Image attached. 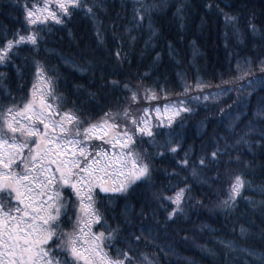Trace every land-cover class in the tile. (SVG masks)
Returning <instances> with one entry per match:
<instances>
[{
  "label": "trees",
  "instance_id": "trees-1",
  "mask_svg": "<svg viewBox=\"0 0 264 264\" xmlns=\"http://www.w3.org/2000/svg\"><path fill=\"white\" fill-rule=\"evenodd\" d=\"M133 2L102 0L95 19L79 13L64 27L51 22L49 26L39 25L38 53L31 45H21L14 57L15 66H0V72L7 76L3 86L17 102L31 99L33 84L39 82L35 76V62L39 61L49 73L58 75L57 94L66 97L65 109L75 108L82 120L92 123L125 103L131 95L125 84L141 97L145 90H151L162 99L171 88L182 85L184 75L186 85L191 87L188 93L195 96L201 90L205 94L199 96L210 99L197 101L188 98L186 92L192 111L176 119L171 129H157L171 132V137L158 136L157 142L169 138L177 141V154L159 157L152 145L137 146L152 164L151 182L112 203L101 201L105 226L120 225L116 246L129 248L134 259L146 255L153 264H248L244 254L226 248L224 242H231L236 249L246 247L264 253V193L259 195L250 186L255 182L253 174H264L258 169L252 174V162L264 167V115H257L264 99V73L260 71L264 61V0H148L155 5L151 29L147 19L142 27L131 23ZM225 14L236 20L226 22ZM249 21L256 25L255 33L250 31ZM196 23L195 33L201 34V43L186 40L192 33L184 31L185 27ZM22 26L23 12L17 0H0V41L5 35L11 39ZM210 30L216 34L213 44L205 36ZM76 66L82 70H76ZM249 71L251 76L247 75ZM69 74H76L80 80L72 83ZM111 81H118L119 87H113ZM198 82L203 85L200 89ZM133 107L139 109L138 105ZM241 137L247 143H238ZM217 147L218 159L201 168L200 157L206 155L211 160ZM185 153L189 167L180 168L176 161ZM234 174L242 175L245 187L235 205L225 210L220 205L229 197ZM185 187L189 191L183 211L169 220L168 213L175 205L157 197L174 196ZM65 193L73 200L70 189ZM69 215H75L73 208ZM72 220L65 217V226ZM241 228L245 229L243 237ZM101 230L100 225L93 226V231ZM137 235L141 237L139 242Z\"/></svg>",
  "mask_w": 264,
  "mask_h": 264
},
{
  "label": "snow or ice",
  "instance_id": "snow-or-ice-1",
  "mask_svg": "<svg viewBox=\"0 0 264 264\" xmlns=\"http://www.w3.org/2000/svg\"><path fill=\"white\" fill-rule=\"evenodd\" d=\"M101 6L102 0H23L22 4L17 0L24 26L11 39L5 35L0 41V66H15L14 57L21 45H31L38 53L42 30L39 25L49 26L51 22L64 27L79 13L95 19L96 9ZM131 7V23L142 27L147 19L151 29L155 5L148 0H134ZM207 7L211 9L213 5L209 3ZM225 20L233 22L236 17L225 14ZM249 29L253 33L257 31L251 21ZM116 55L120 59L119 51ZM76 70L82 69L76 66ZM260 71L264 73V61ZM17 74H21L18 66ZM247 75L252 73L249 71ZM35 76L41 86L38 88L34 83L32 98L17 102L3 86L6 73L0 72V264H153L146 255L134 259L129 248L116 246L120 242L121 227L119 224L105 226L107 221L100 204L127 197L136 187L151 182L152 164L137 146L148 143L155 147L159 157L177 154V141L169 138L163 143L157 142L158 136L171 137V132L162 133L157 129H171L175 118L191 112V107L185 100L165 104L163 110L157 106L156 122H153L151 108L140 109L143 114H137L133 105L140 103L139 93L125 84V90L131 93L125 103L115 111L105 112L99 121L89 123L81 119L75 108L65 109L66 97L57 94L59 77L54 71L49 73L36 61ZM252 83L250 80L249 87ZM111 84L119 87L118 81ZM202 87L198 82L197 88ZM188 91L191 88L186 85L185 92ZM201 98L210 99L209 96L193 97L197 101ZM144 99L152 101L159 97L145 90ZM260 104L257 115H264V99ZM238 143H247V140L241 137ZM219 155L217 147L211 153V160L206 155L200 157L201 168L214 163ZM176 162L180 168L189 167L188 153ZM196 171L194 168L193 175ZM244 187L242 175L234 174L229 197L220 206L225 210L233 207ZM65 189L71 190L75 201L66 196ZM188 191L185 187L174 196L157 197L175 205L168 213L169 220L183 211ZM70 208L75 210V220L68 231L64 218L72 219ZM94 225H100L103 230L93 231ZM244 235L245 229L241 228V236ZM140 239L137 235L136 241ZM224 246L244 254L248 264L257 261L264 264V253L258 254L246 247L236 249L231 242H224Z\"/></svg>",
  "mask_w": 264,
  "mask_h": 264
},
{
  "label": "bare ground",
  "instance_id": "bare-ground-1",
  "mask_svg": "<svg viewBox=\"0 0 264 264\" xmlns=\"http://www.w3.org/2000/svg\"><path fill=\"white\" fill-rule=\"evenodd\" d=\"M264 9V8H263ZM263 14V16H264V12L262 13ZM195 28H198V24L196 23V24H193L192 26H190V27H185V30L184 31H186V32H191L192 33V35L190 36V37H188V38H186V40H195L197 43H201L202 42V36H201V34H197V33H195ZM195 33V34H194ZM226 33H229L228 31L226 32ZM206 38L210 41L209 43L211 44H213V42L215 41V36H216V34H215V32L214 31H212V30H210V32H208V33H206ZM212 38L214 39V40H212ZM221 43V42H220ZM72 68H74L73 66H71ZM70 70H72V72L74 71L75 72V70L74 69H70ZM181 79H182V85L181 86H179V87H177L176 89H173V88H171L170 90H169V92H167V93H165L164 94V96L162 97V99H157V100H152V102L151 103H158V104H161V105H165V104H174V103H176L177 101L173 98V96H175L176 98H178V97H180V100H185L186 101V97H188V96H186V92H185V86H186V83H185V81H186V79L184 80V75H182L181 76ZM78 80H80L79 78H77V75L76 74H69V81H71L72 83H74L75 81H78ZM37 83H40V81L39 82H37ZM72 85V84H71ZM187 86H188V84H187ZM210 88H213V87H215L214 85H212V84H209L208 85ZM208 87V88H209ZM247 87V86H246ZM191 88V87H190ZM248 88V87H247ZM193 89V88H192ZM172 93H175V94H172ZM188 93V92H187ZM210 93V92H209ZM199 94H205V92L204 91H201V90H198V93L197 94H194L195 96H197V95H199ZM173 95V96H172ZM188 95H189V97L188 98H193L194 96H193V94H191V93H188ZM217 95H218V93H217ZM141 99H144V97H141L140 96V100ZM200 100H202V101H204V99H200ZM213 102V101H212ZM212 102H208L209 103V106H212V107H214L215 105H213V103ZM218 103H221L222 101L221 100H219V101H217ZM219 106H223L222 104H220ZM215 108V107H214ZM186 113V112H185ZM185 113H181L180 114V118H182L183 116H184V114ZM179 117H176L175 118V120L176 119H178ZM201 119L198 117L197 118V120L196 121H200ZM257 164H258V162H252V165L254 166L253 167V170H252V174L253 173H255V171H257V169L259 170V171H264V167H261V168H259V167H257ZM260 174V176H257L256 174H253V180L255 181V182H252L251 184H250V186H253V187H255L256 188V192L259 194V195H262L263 193H264V185L263 184H261L262 182H264V174L263 173H259ZM262 176V177H261ZM260 177H261V182H258L259 181V179H260ZM229 191H230V189L228 190V195H229ZM213 206H215V205H213ZM262 209V208H261ZM261 209H260V211H261ZM259 211V212H260Z\"/></svg>",
  "mask_w": 264,
  "mask_h": 264
},
{
  "label": "rangeland",
  "instance_id": "rangeland-1",
  "mask_svg": "<svg viewBox=\"0 0 264 264\" xmlns=\"http://www.w3.org/2000/svg\"><path fill=\"white\" fill-rule=\"evenodd\" d=\"M37 84V86H38V88L41 86L40 85V83H36ZM45 91H46V89H44ZM152 101H146L145 99H141L140 100V103L138 104V106H139V109H138V111H137V114L138 115H142L143 113L141 112V111H139L140 109H143V108H151L152 109V112H151V119H152V121L153 122H156V113H155V108L157 107V106H159L162 110H163V107H164V105H159V104H157V103H151ZM135 106V105H134ZM41 128H42V126H41ZM94 143H96V144H99V141H94ZM104 147H106V148H108L109 146L108 145H105ZM66 190V189H65ZM73 200L75 201V197H74V195H73ZM72 217V223H73V221L75 220V215L73 216H71ZM72 223L71 224H68V225H66L65 226V228H67V230L68 231H70L71 230V227H72Z\"/></svg>",
  "mask_w": 264,
  "mask_h": 264
}]
</instances>
